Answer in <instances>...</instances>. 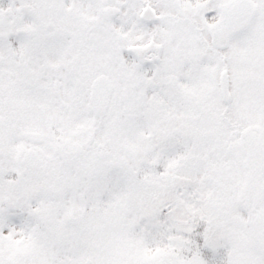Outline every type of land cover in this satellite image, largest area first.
<instances>
[{"label":"snow or ice","instance_id":"6c2138e0","mask_svg":"<svg viewBox=\"0 0 264 264\" xmlns=\"http://www.w3.org/2000/svg\"><path fill=\"white\" fill-rule=\"evenodd\" d=\"M0 264H264V0H0Z\"/></svg>","mask_w":264,"mask_h":264}]
</instances>
